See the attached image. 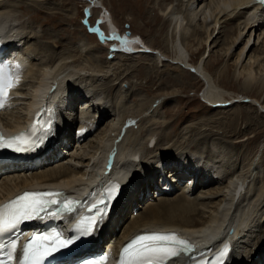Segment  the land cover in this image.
I'll list each match as a JSON object with an SVG mask.
<instances>
[{
	"label": "bare ground",
	"instance_id": "1",
	"mask_svg": "<svg viewBox=\"0 0 264 264\" xmlns=\"http://www.w3.org/2000/svg\"><path fill=\"white\" fill-rule=\"evenodd\" d=\"M99 1L82 2L93 7L95 5L91 4ZM29 2L39 8L52 3L51 0H0V37L11 42L15 39L13 46L27 66L16 90L17 97L12 99L9 108L0 112V124L5 131L17 130L21 128L26 115L35 111L33 107H49L55 127L52 137L58 140V145L47 150L42 164L38 166L32 167L31 163L24 162L2 165L3 169L9 166L11 169L0 175V203L36 185L55 184L62 186L66 193H79L91 189L92 184L114 178L123 185V191L92 245L113 240L114 254H118L122 245L139 232L172 229L189 238L196 248L206 245L213 248L223 242H232V252L225 264H264V202L254 205L251 198L257 194L261 198L260 194L264 191V165L260 161L261 155L257 153L262 148H258L253 162L244 160V166L237 167L238 161L235 160L238 169H234L235 166L231 168L228 158L222 154L227 151V142L221 137L217 138L219 145L223 143L221 148L222 145L214 147L195 137L190 140L193 134L187 126L184 128L187 130L176 134L178 138L174 139L172 145L168 143L172 132L167 129L162 131L158 134L155 148H149L139 157L138 145L130 140L140 125L138 123L130 128L135 119L129 118V107H126L131 91L123 85L128 83L134 89L132 80L137 76H133L122 63L132 58L124 54L115 55L113 59L105 58L101 62L96 58V47L81 40L73 47H66L56 40L50 47L48 45L49 48L33 40L35 44L28 41L33 32L21 28L23 17L18 16V9L21 8L18 4L26 3L32 7ZM152 2L155 8L159 7L160 13L151 24L157 29L156 26L161 23L163 49L151 56L154 67L145 75L142 71L143 74L139 76H148L146 79L153 83V74H156L155 78L162 75V66L168 68L169 73H165L172 78L171 83L177 81L176 77L170 75L174 71L184 77L202 80L206 86L203 101L215 111L230 113L238 104H246L257 111L255 116L247 114L245 123L258 126L256 118L261 120L264 116V74L260 73L264 66V8L254 0H170L168 5V0ZM47 33H35L34 36L40 38ZM239 44L240 51L237 54L232 52ZM219 46L222 49L216 51ZM63 47V52L57 51V48ZM126 47L130 48L125 46L119 49L121 51ZM132 47L137 48L136 45ZM164 55L172 59L165 63ZM197 56L200 57L195 60ZM232 58L234 61L231 63ZM211 60L213 64L209 63ZM227 64L228 68L224 67ZM230 75L237 82H242L238 99L223 87L226 77ZM256 86L260 92H253ZM99 91H105L108 97L113 96L114 99L110 100L112 103L103 98ZM78 103H81L79 108ZM161 106L157 97L150 101L147 108L155 114ZM84 114H87L84 118H88V122L81 123L79 120ZM106 121L107 124L101 129ZM214 126L216 124H202L199 129L204 128V132H209L208 135L213 137L220 135V132L227 133L213 130ZM126 128L130 129L125 136ZM231 129L229 136L237 138L239 133L235 126ZM76 131L81 135L87 134L86 138L81 142L75 140L73 134ZM54 144L53 141L51 145ZM197 147L204 151L207 149L210 158H204V153L196 156L188 153ZM184 159L195 169L188 166ZM174 162L179 163L172 170L165 166L168 172L174 171L170 179L174 189L158 197L155 192L159 189L156 185H159L160 171L165 163ZM182 162L186 165L183 166ZM186 173L192 176L186 183L180 184L179 180L187 177ZM190 179H193L192 185L188 184ZM262 198L264 200V196ZM135 210L138 212L134 216ZM75 218L70 216L64 220L65 223L70 222L66 228ZM184 259L187 263L186 257L180 256L169 264H183Z\"/></svg>",
	"mask_w": 264,
	"mask_h": 264
},
{
	"label": "rangeland",
	"instance_id": "2",
	"mask_svg": "<svg viewBox=\"0 0 264 264\" xmlns=\"http://www.w3.org/2000/svg\"><path fill=\"white\" fill-rule=\"evenodd\" d=\"M82 1L84 0H51L52 3H50L49 6L46 5L40 6V8L35 7V3L32 2H29V4L33 5L32 7L31 6L29 7L26 3L23 4L21 3V5L18 4L21 7L20 8L21 10L18 9L19 11L18 16L23 17L22 19L23 25L20 26L21 28L22 27L28 28L31 31V33L33 32L31 36H29L28 41L30 42L35 41L37 44L40 43L42 47H48V45L50 47L52 42L56 40H60V42L66 47H69V45L73 47L76 42L78 43L81 40L84 42L86 41V43H90L91 45H94L96 47L94 48V51L96 53L95 55L97 56L96 58H98L101 62H103L105 58L113 59L117 55H123V54H124L123 56L127 55L132 58V59H125V61L124 62L122 61V63H124V67H127V69L132 72L133 76L135 77L137 76L136 78L133 77L135 79L132 80L134 84V89L128 83H123V85L124 88L129 89L131 91V95L129 96L126 107H129V112H130L129 118L130 119L132 118L131 120H133L134 118L135 119L133 120V123L130 124V128L136 127L137 126L136 124L138 123L140 125L139 126L140 128L136 127V134L130 140V142L133 143L134 145L135 144L138 145L137 152L139 157H142L144 151H147L149 148L151 149L155 148L156 143L158 141L157 140L158 134L161 133L162 131L167 129L168 131H170V133L172 132L173 134L172 138H170V141H168V143H170L169 145H172V143L175 142L174 139L178 138L176 134L183 132V130H187L184 128L189 126V130L193 134L192 136L189 137L190 140H194L195 137V139L201 140V142H205V143L207 142L211 144V146L219 145L218 143L219 140L217 141V138L220 139V137L223 141L227 142V143L224 142L225 144H227L226 145L227 151H225L226 153L224 152L222 154L225 158H228L227 159L228 165L231 168L235 166L234 169H236L239 166L240 167L244 166L243 163L244 160H246V162L247 161L253 162L255 158V154L259 150L258 148L260 147L262 148L263 151L260 149V151L257 153L259 156L261 155L260 161L264 165V116L261 120H258L256 118V121L259 122L258 126H256V124L247 125L244 121V118L245 116L247 117V114L251 116H255L257 109L251 110L246 104L240 103L235 108H233V110L230 113L225 112L224 114L222 113L220 114V112L215 111L213 107H211L208 103H206L205 100L203 101L202 94L206 89V86L202 80L193 79L192 77H184L181 76L180 73H178L177 71L176 72L174 71V72H170V75L176 77L177 81L171 83L172 78L170 79V77H168L167 74L165 73V72L169 73L167 67L160 66V71L161 72L163 71L162 75L157 76L156 79L155 78L156 74H153V78L155 79L153 83L146 79L148 76H144V75L147 74L148 71L154 67L153 58H151V56H153V54L155 53L158 54L159 50L163 49L162 47L163 35L161 34L160 31L161 23H159L158 26H156L157 29L151 24V22H153V19L156 18L160 13L159 7H156L157 8L156 11V8L154 7V3L152 2V0H100L101 2L99 1L100 2L99 5H95L89 8L86 7L87 3ZM169 3L170 0H168L166 5H168ZM85 7L90 14V17H88L89 23H93V21L97 22V19L99 21H103L101 23V27H103L104 33L110 35L114 34L113 32L108 30V27L110 25L114 28V30H118L121 34H125L126 30H130L131 31L130 35L132 36L136 35L137 38L141 39V43L136 41V47H137L136 49H139L141 51L143 50V48H145L148 51L145 52L134 51L127 53L123 51L121 52L120 49H118L117 51L119 53L113 54L112 52L113 49H112L111 52L113 56L112 55L107 56L109 50L111 49L110 41L106 43L101 42L98 36L94 35V33L90 34L87 31L83 20L85 17L84 14ZM51 13H55V15H52ZM102 17L105 19H102ZM24 23L26 24V26ZM43 32H48V33L44 37L40 36V38L34 36L35 33H39L43 35ZM87 36H89L90 38H88ZM35 42L33 43L35 44ZM57 49H58L57 51L63 52L65 48L63 47ZM221 49L222 47L219 46V48L216 49V51H220ZM239 51H240V44L239 46H237V48L235 47L232 52H235L237 54ZM167 57H168L167 55L163 56V59H165V63L168 62L170 59H172ZM199 57L200 56H197L195 60L198 59ZM233 61L234 58L230 60L231 63ZM209 63L213 64V60L209 61ZM224 67L228 68V64L225 65ZM133 68L134 70H132ZM156 70L157 69H155V71ZM142 71H144L143 72L144 75L139 76L142 73ZM260 73L264 74V66L261 69ZM260 73L258 74L257 72V75H260ZM241 85L242 82L240 81L237 82L236 80L233 79V76L230 75L226 77L223 87L226 88V90L228 91L227 93L231 94V96L233 97H237L238 99V94L241 93V87H242ZM256 89L257 86L253 88V92H260ZM173 91H176L175 92L176 94ZM104 92L102 93L100 92L101 95L103 94L102 95L103 98L109 100V102L111 99H114L113 96L108 97L107 96L108 93L105 92L104 94ZM157 97L160 100V104H162L161 106L162 108L159 109L158 113L154 114L149 108H147V106L150 104V101L153 98H157ZM261 97L262 96H260V98ZM116 98H118V96H116ZM243 100L249 101L250 99L249 100L243 99ZM144 103L145 105H143ZM78 104H79L78 105L79 108L81 103ZM135 105H137L138 107L135 108ZM137 110H141L142 112ZM143 110L145 111V113ZM167 110H169V114L167 113ZM93 113L95 114L96 112ZM216 117L218 121L217 119H215ZM161 122H163L164 124H162ZM106 124L107 121L103 123L101 129ZM202 124L205 125L216 124L217 127L214 126L213 130L227 131L228 134L225 132H220L219 133L220 135H215L214 137L209 136L208 135L209 132H204L203 130L204 128H206V126L202 129H199V127ZM232 126L233 127L235 126V129H237V132L239 133L237 138L229 136L230 134L229 131H231L232 130L231 128H233ZM259 126H263V127L259 128ZM130 128L128 129L126 128L125 136ZM240 141L241 143H239ZM148 143L150 144L148 145ZM220 144L222 146L219 145V147L221 146L222 148L223 143ZM140 149L142 152H140ZM185 150L186 147L184 148V151ZM205 151H207V149ZM205 151L200 147H197V148H193L191 151H188V153L195 156L196 154L204 153V158L209 159L210 156L208 155V151L207 152ZM257 159H259L258 156ZM235 160L238 161L237 164ZM174 163L177 164L179 162H174ZM238 163L240 165H238ZM235 164L237 165V167ZM182 165L184 166L186 165V163L182 162ZM187 165L190 166L192 169L193 168L195 169V167L191 166L188 162ZM232 165L234 166L232 167ZM203 167L204 166H202L201 169ZM189 177L190 176H188L185 180H187ZM262 177L264 183V173L262 174ZM148 178L149 177L146 178V181H148L147 180ZM184 183H186V181H184ZM263 194H260L261 198L259 197V194H257L255 198L252 195L251 197L253 199L252 203L254 205H259L262 202H264L262 198V196H264ZM258 198H260L261 200H258ZM252 199H250L249 202H251ZM135 215L136 212H134V216Z\"/></svg>",
	"mask_w": 264,
	"mask_h": 264
},
{
	"label": "snow or ice",
	"instance_id": "3",
	"mask_svg": "<svg viewBox=\"0 0 264 264\" xmlns=\"http://www.w3.org/2000/svg\"><path fill=\"white\" fill-rule=\"evenodd\" d=\"M118 39V37H111ZM126 42V41H125ZM18 67V65H17ZM19 75L13 77L5 72L0 76V110H3L9 100V91L19 83ZM46 111H51L46 109ZM39 133V135H37ZM55 135L54 121L44 122L39 128L34 124L27 133H21L10 139H5L0 133V148H11L15 152H31L43 146ZM121 194L119 183H113L99 194V199L89 205V214L79 217L73 226V234L65 236L62 230L51 228L50 231L33 233L32 238L23 245L20 264H45L55 254L63 249L83 243L85 238H91L103 226L112 211L113 201ZM61 192H25L15 200L0 208V235L5 233H20L21 226L27 222L44 220H64L77 213L80 202L65 197ZM18 240L13 239L8 245V251L0 264H15ZM230 247L225 245L215 261L207 264H223ZM194 252V246L179 238L175 233L154 232L139 235L122 250L120 264H169L182 255ZM107 259L100 258V264Z\"/></svg>",
	"mask_w": 264,
	"mask_h": 264
}]
</instances>
